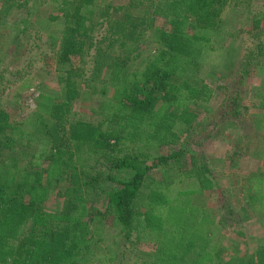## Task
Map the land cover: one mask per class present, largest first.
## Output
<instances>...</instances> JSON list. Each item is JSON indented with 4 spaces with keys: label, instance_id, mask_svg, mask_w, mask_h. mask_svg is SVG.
<instances>
[{
    "label": "trees",
    "instance_id": "1",
    "mask_svg": "<svg viewBox=\"0 0 264 264\" xmlns=\"http://www.w3.org/2000/svg\"><path fill=\"white\" fill-rule=\"evenodd\" d=\"M96 1L2 0L0 32L28 38L38 28L36 41L45 35L58 48L61 94L41 93L26 126L0 106V264H264V244L226 259L217 238L246 218L264 231V172L238 180L245 204L236 211L212 167L180 144L195 106L212 98L199 71L223 15L243 0L109 2L100 14ZM44 6L53 8L46 18ZM254 13L264 23V2ZM262 36L241 80L264 60ZM83 95L97 97L98 122L75 119ZM229 103L223 116L241 123V94ZM258 123L264 129V116ZM20 147L36 148L25 163L10 154ZM206 190L216 200L195 204ZM52 196L58 211L46 209ZM112 227L118 251L100 256Z\"/></svg>",
    "mask_w": 264,
    "mask_h": 264
},
{
    "label": "rangeland",
    "instance_id": "2",
    "mask_svg": "<svg viewBox=\"0 0 264 264\" xmlns=\"http://www.w3.org/2000/svg\"><path fill=\"white\" fill-rule=\"evenodd\" d=\"M129 1L97 0L96 13L100 14L102 7L109 2L123 6ZM245 2L243 0L237 5L232 3L223 15L222 28L213 38L211 47L214 51L210 53L208 63L199 71L201 78L212 90V98L208 103L195 106L198 118L180 137V144L201 155L212 167L222 190L228 191L227 196L236 211L245 204L238 180L252 173L264 172V129L258 123V119L264 116V60L259 66L249 68L245 79L240 78L241 64L255 48V37L257 44V37L264 35V23L257 25V14L254 13L255 6L262 5L264 0H253L251 9ZM1 4L2 0L0 6ZM52 10V7L44 6L39 14L46 18ZM13 17L20 19L22 15ZM13 17L7 19L10 24L15 21ZM37 31L38 28L33 29L31 37L18 39L8 29L0 32V106L10 114L14 123L21 126H26L28 118L35 112L41 93L55 97L61 94L60 69L54 58L58 48L53 49L45 35L36 41V37L40 35ZM260 39L264 41V36ZM27 82H31L33 87L22 90V85ZM237 93L241 94L244 107L241 123L223 116L231 97ZM72 110L77 120L98 122L101 119L98 99L93 95L81 96ZM35 149L20 147L10 154L25 163ZM169 151V148L165 149L166 153ZM185 182L184 189L197 188L193 182ZM193 197L195 204L199 206L209 200H216L214 190H206ZM102 204L103 201L100 205ZM61 208L62 202L55 196L50 197L46 209L58 211ZM105 236V241L99 245L100 256L118 251L117 246H110L112 239L118 236V229L110 228ZM217 238L227 247L224 258L230 259L232 256L256 251L264 244V231L254 221L246 218L241 225L233 226L228 223L218 232Z\"/></svg>",
    "mask_w": 264,
    "mask_h": 264
}]
</instances>
